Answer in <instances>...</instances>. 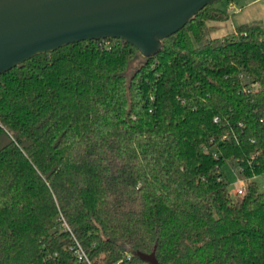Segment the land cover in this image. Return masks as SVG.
<instances>
[{
  "label": "trees",
  "instance_id": "obj_1",
  "mask_svg": "<svg viewBox=\"0 0 264 264\" xmlns=\"http://www.w3.org/2000/svg\"><path fill=\"white\" fill-rule=\"evenodd\" d=\"M217 1L153 57L86 40L0 74V264H264V28L209 37Z\"/></svg>",
  "mask_w": 264,
  "mask_h": 264
},
{
  "label": "water",
  "instance_id": "obj_2",
  "mask_svg": "<svg viewBox=\"0 0 264 264\" xmlns=\"http://www.w3.org/2000/svg\"><path fill=\"white\" fill-rule=\"evenodd\" d=\"M216 0H0V74L86 40L119 39L145 58ZM158 264L154 253L142 255Z\"/></svg>",
  "mask_w": 264,
  "mask_h": 264
},
{
  "label": "rangeland",
  "instance_id": "obj_3",
  "mask_svg": "<svg viewBox=\"0 0 264 264\" xmlns=\"http://www.w3.org/2000/svg\"><path fill=\"white\" fill-rule=\"evenodd\" d=\"M214 7L226 11L228 17L223 21L212 22L213 30L209 37L222 38L234 34L236 28L242 24L258 23L264 28V0H219ZM213 8V6H212ZM225 180L228 182V190L233 196L237 177H243L239 173L238 166L233 160H226L221 165ZM260 192H264V173L255 176Z\"/></svg>",
  "mask_w": 264,
  "mask_h": 264
},
{
  "label": "built area",
  "instance_id": "obj_4",
  "mask_svg": "<svg viewBox=\"0 0 264 264\" xmlns=\"http://www.w3.org/2000/svg\"><path fill=\"white\" fill-rule=\"evenodd\" d=\"M246 187H247L246 180L243 177H241V178L237 177L234 195L235 196H243L246 192ZM74 252H75V254H77V256L80 260H87L84 252L81 250L80 247H76ZM88 264H92V263L88 261Z\"/></svg>",
  "mask_w": 264,
  "mask_h": 264
}]
</instances>
